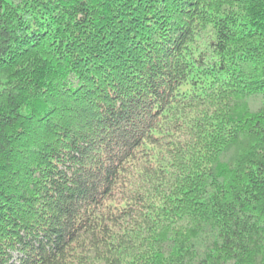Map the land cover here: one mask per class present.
I'll return each instance as SVG.
<instances>
[{"label": "trees", "instance_id": "trees-1", "mask_svg": "<svg viewBox=\"0 0 264 264\" xmlns=\"http://www.w3.org/2000/svg\"><path fill=\"white\" fill-rule=\"evenodd\" d=\"M0 264H264V0H0Z\"/></svg>", "mask_w": 264, "mask_h": 264}]
</instances>
